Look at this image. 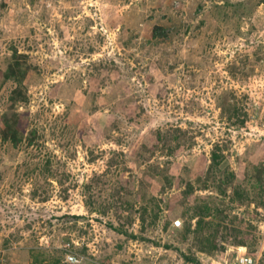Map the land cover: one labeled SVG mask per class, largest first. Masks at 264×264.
<instances>
[{
	"label": "rangeland",
	"instance_id": "1",
	"mask_svg": "<svg viewBox=\"0 0 264 264\" xmlns=\"http://www.w3.org/2000/svg\"><path fill=\"white\" fill-rule=\"evenodd\" d=\"M66 248L264 264V0H0V264Z\"/></svg>",
	"mask_w": 264,
	"mask_h": 264
},
{
	"label": "trees",
	"instance_id": "2",
	"mask_svg": "<svg viewBox=\"0 0 264 264\" xmlns=\"http://www.w3.org/2000/svg\"><path fill=\"white\" fill-rule=\"evenodd\" d=\"M18 58H19L18 53H15V55L12 57L9 65L7 67V71L5 74L7 79L14 80V81H16V83H18L15 90H13L11 93L10 100H12L13 102L18 100V98H22L24 96L25 93L23 94V92H24L23 79L28 72V68H24V69L22 68L23 66L19 63ZM21 94H22V96H21ZM5 123H6V125H5V128L3 129V133L7 139L12 137L11 139L13 140V142L17 143L19 140H21L23 138L22 132L19 130V128L17 126V120L12 122V121H10V119L8 120L6 118ZM169 130H170V128H169ZM222 148H223V146L220 143H216L214 145L213 149L211 150L210 164L208 167V171L209 170L212 171V170L219 168L221 166L220 163L223 161L222 158L224 156L222 153V151H223ZM257 170H259V169L257 168ZM230 173L232 174L233 177L235 176V173L233 171ZM207 174L210 175L209 172ZM228 179H230V177ZM228 179H225V181L227 182ZM206 209H207L206 211L210 210L208 207H206ZM199 214L197 217L198 220L196 222V224H197L196 229L201 228V225L204 222V218H209L210 216L214 215L213 211L211 214H209L210 216L205 215V212L203 214L202 213H199ZM30 264H37V261H35V262L32 261ZM38 264H62V261L60 260L59 262H55V263H52V262H46L45 263L42 260H40ZM172 264H179V263L174 262Z\"/></svg>",
	"mask_w": 264,
	"mask_h": 264
},
{
	"label": "built area",
	"instance_id": "3",
	"mask_svg": "<svg viewBox=\"0 0 264 264\" xmlns=\"http://www.w3.org/2000/svg\"><path fill=\"white\" fill-rule=\"evenodd\" d=\"M179 221H176L175 224L179 225ZM67 252L62 260V264H81V258L78 257L76 254L71 252L68 248H66ZM208 264H259L256 258L247 253H239L235 257H226L221 256L219 259H213Z\"/></svg>",
	"mask_w": 264,
	"mask_h": 264
},
{
	"label": "clouds",
	"instance_id": "4",
	"mask_svg": "<svg viewBox=\"0 0 264 264\" xmlns=\"http://www.w3.org/2000/svg\"><path fill=\"white\" fill-rule=\"evenodd\" d=\"M243 253V252H242Z\"/></svg>",
	"mask_w": 264,
	"mask_h": 264
}]
</instances>
